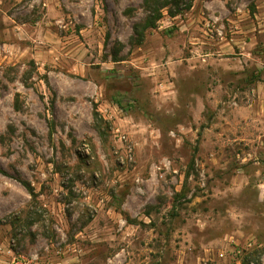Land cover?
<instances>
[{
  "label": "rangeland",
  "instance_id": "1",
  "mask_svg": "<svg viewBox=\"0 0 264 264\" xmlns=\"http://www.w3.org/2000/svg\"><path fill=\"white\" fill-rule=\"evenodd\" d=\"M166 2L143 39L146 0L5 5L52 33L7 40L0 13V242L40 264H264V0Z\"/></svg>",
  "mask_w": 264,
  "mask_h": 264
},
{
  "label": "crops",
  "instance_id": "2",
  "mask_svg": "<svg viewBox=\"0 0 264 264\" xmlns=\"http://www.w3.org/2000/svg\"><path fill=\"white\" fill-rule=\"evenodd\" d=\"M23 1L29 2V8L31 10H34L36 8L35 4H39L37 8H42V10H46V13L44 16H48L50 14V11H54V16H59V10L61 7V3L67 2V5L70 4V0H0V13L4 16V19H9L12 23L5 24V28H3V35L7 40H14V38H17V40H21L22 36H32L33 34H41L44 33V35H49L52 33L51 30H49V25L51 22L49 21V17H47V22H40L39 20L35 21L33 24H27V23H15L10 17L4 12V7L8 2L13 3V6H16L20 4ZM45 19V18H44ZM44 26V28H43ZM42 27V32L40 31ZM46 28V29H45ZM31 30V31H30ZM23 49V48H21ZM20 49V50H21ZM219 54V53H218ZM208 56V55H204ZM221 57L222 55H218ZM88 202V200H87ZM104 203L103 200L98 201V207H100ZM121 208V207H120ZM40 264V262H39ZM61 264V263H58Z\"/></svg>",
  "mask_w": 264,
  "mask_h": 264
},
{
  "label": "built area",
  "instance_id": "3",
  "mask_svg": "<svg viewBox=\"0 0 264 264\" xmlns=\"http://www.w3.org/2000/svg\"><path fill=\"white\" fill-rule=\"evenodd\" d=\"M118 142L123 144L126 142L125 136H118ZM126 152L128 153L129 159L131 160L132 150L131 147H127ZM252 247V241H249L247 244V248ZM238 254L240 252L238 251ZM0 257H4L7 259V264H39V259L37 255H25L18 253L15 250V240L14 239H6L5 241L0 242ZM253 264V263H250Z\"/></svg>",
  "mask_w": 264,
  "mask_h": 264
},
{
  "label": "trees",
  "instance_id": "4",
  "mask_svg": "<svg viewBox=\"0 0 264 264\" xmlns=\"http://www.w3.org/2000/svg\"><path fill=\"white\" fill-rule=\"evenodd\" d=\"M146 3L151 8L150 9L151 16L148 17V19L145 21V23L141 27L142 32L139 33L141 39H143V33L146 30L152 29L155 27V25L161 18V10L166 8L167 6L166 0H146ZM50 131H53L52 127L50 128ZM242 264H243V261H242Z\"/></svg>",
  "mask_w": 264,
  "mask_h": 264
}]
</instances>
